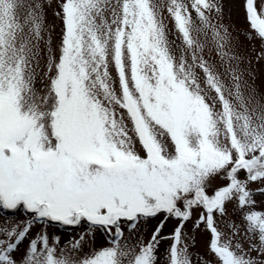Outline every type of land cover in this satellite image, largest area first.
Returning <instances> with one entry per match:
<instances>
[{
    "label": "snow or ice",
    "instance_id": "snow-or-ice-1",
    "mask_svg": "<svg viewBox=\"0 0 264 264\" xmlns=\"http://www.w3.org/2000/svg\"><path fill=\"white\" fill-rule=\"evenodd\" d=\"M244 10L264 42V0ZM233 41L220 0H0V210L30 217L0 225V264H161L166 240L163 264H194L184 226L196 208L218 264H264L249 188L264 183V95ZM216 177L228 182L209 191ZM230 202L243 231L217 224ZM161 215L146 242L125 235ZM35 224L88 230L61 245L31 237Z\"/></svg>",
    "mask_w": 264,
    "mask_h": 264
},
{
    "label": "rangeland",
    "instance_id": "rangeland-1",
    "mask_svg": "<svg viewBox=\"0 0 264 264\" xmlns=\"http://www.w3.org/2000/svg\"><path fill=\"white\" fill-rule=\"evenodd\" d=\"M223 5V23L230 26V30H233L234 36V48L236 53L242 58L240 68L244 72L245 79L248 80L250 84L256 89V91L264 95V42L260 39H249L248 33L250 30L249 23L246 19V13L244 10V0H220ZM56 5L53 3V7L49 9L48 20L51 23H55V33L54 41L59 43L60 39V28L62 27L61 22L54 18L52 15L53 9ZM255 34L253 33V36ZM214 55V54H213ZM241 178L244 177V173L240 174ZM227 179H222L219 177L212 178L209 186V191L213 189L224 186L227 183ZM249 188L254 192L255 209L264 210V191H259L264 189V183L261 182H250ZM203 209L196 208L193 210V215L191 219L186 222L184 226L185 234L194 239V243L190 242V253L193 254L194 264H218V259L214 253L209 250V243L212 238L209 230L206 229L204 224H200L199 227H195L196 221L199 219ZM12 210H0V225L11 224V223H23L24 221L30 219L28 215L25 214L23 209L16 211L11 214ZM163 219V216H158L156 218L149 219L138 226L137 230L129 231L125 229V235L130 237L132 243H135L137 239L143 237L146 242L151 238L152 233L155 231L156 227ZM216 220L221 231L229 233L230 229L228 224L230 222H235L241 225V230L243 231V221L242 213L235 206L234 202H230L226 205V213L224 215L216 214ZM179 221L175 219H169L164 228L161 230V234L168 236L173 232L174 228L177 226ZM46 230L50 236H59L61 245L69 241L72 237L79 238L81 233L88 230L87 224H82L70 229L68 226H57L55 224H35L31 229L30 236L34 237L37 233ZM92 243L96 248L102 246H108V242L104 234L96 230L90 237ZM240 241L243 243V247L247 250L248 242L240 237ZM172 243L171 240L161 241L159 246V257L161 259V264H163V255L165 250ZM27 245V240L21 245L20 253L17 254L19 257L23 253L24 247ZM88 247L84 248L87 252ZM253 257L257 256L256 252H252ZM197 256L202 258L201 262H198ZM259 259H264V256L258 257Z\"/></svg>",
    "mask_w": 264,
    "mask_h": 264
},
{
    "label": "water",
    "instance_id": "water-1",
    "mask_svg": "<svg viewBox=\"0 0 264 264\" xmlns=\"http://www.w3.org/2000/svg\"><path fill=\"white\" fill-rule=\"evenodd\" d=\"M72 227H76V226H72Z\"/></svg>",
    "mask_w": 264,
    "mask_h": 264
}]
</instances>
